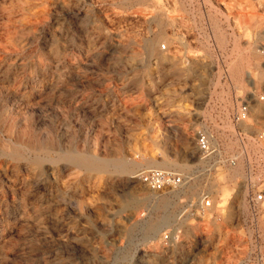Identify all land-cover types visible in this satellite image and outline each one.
I'll list each match as a JSON object with an SVG mask.
<instances>
[{
	"label": "rangeland",
	"instance_id": "374dc122",
	"mask_svg": "<svg viewBox=\"0 0 264 264\" xmlns=\"http://www.w3.org/2000/svg\"><path fill=\"white\" fill-rule=\"evenodd\" d=\"M200 130L234 166L198 158ZM151 168L187 181L151 192ZM254 244L264 0H0V264H243Z\"/></svg>",
	"mask_w": 264,
	"mask_h": 264
},
{
	"label": "built area",
	"instance_id": "2783aa9c",
	"mask_svg": "<svg viewBox=\"0 0 264 264\" xmlns=\"http://www.w3.org/2000/svg\"><path fill=\"white\" fill-rule=\"evenodd\" d=\"M161 49H164V45H161ZM260 101L263 97L259 98ZM248 105L240 103L234 110L231 116V122L233 125H239L247 117ZM236 136L242 140L243 136L240 132H236ZM195 146L198 158L200 160H211L217 158V163L222 166H234L235 159L224 158L218 148L212 134L207 130H200L195 136ZM138 180L151 192L162 193L172 191L181 187L184 184L183 177L175 174L172 171L160 170V169H146L142 170L138 174ZM262 200V195L248 196V202L251 204H257ZM204 205H208V201L203 199ZM243 264H264V245L254 244L251 246L248 253V258Z\"/></svg>",
	"mask_w": 264,
	"mask_h": 264
},
{
	"label": "bare ground",
	"instance_id": "6f19581e",
	"mask_svg": "<svg viewBox=\"0 0 264 264\" xmlns=\"http://www.w3.org/2000/svg\"><path fill=\"white\" fill-rule=\"evenodd\" d=\"M160 39H161V38H159V39L157 38V39H155L152 43L150 42V43H151V44H150V51H151V53H153V55H154L155 57H159L160 54H161L160 51H159V52H155V51H154V47H155V45L158 43V41H159ZM147 46H148V44H147ZM164 49H165V47H164ZM261 54H262V53H261ZM256 56H257V55H256ZM256 56H255V57H256ZM258 56H259V55H258ZM255 57H254V58H255ZM254 58H253V59H254ZM258 58H259V57H258ZM260 60H261V59H260ZM258 62H259V61H258ZM239 76H240V75H239ZM234 77H235V76H234ZM236 83H237V82H236ZM240 83H241V82H240ZM240 83H239V84H240ZM254 112H255V111H254ZM248 118H249V116H248ZM165 160H166V158H165ZM209 160H210V159H209ZM155 161H156V160H155ZM202 161H207V160H202ZM152 163H153V162H152ZM175 163H176V162H175ZM122 164H123V163H122ZM150 164H151V163H150ZM156 164H157V163H156ZM161 164H162V163H161ZM167 166H168V165H167ZM167 166H166V167H167ZM154 167H155V166H154ZM161 167H162V166H161ZM170 167H171V166H170ZM181 167H182V168H186L185 166H181ZM126 169H127V168H126ZM126 169H125V170H126ZM128 169H129V168H128ZM165 169H166V168H165ZM124 172H125V171H124ZM182 177H183V176H182ZM183 179H184V184H185L187 180H186L184 177H183ZM184 184H183V185H184ZM181 190H182V189H181ZM208 205H209V204H208ZM210 206H211V205H210ZM204 207H205V206H204ZM204 210H205V209H204ZM206 211L209 212L210 209L206 208Z\"/></svg>",
	"mask_w": 264,
	"mask_h": 264
}]
</instances>
